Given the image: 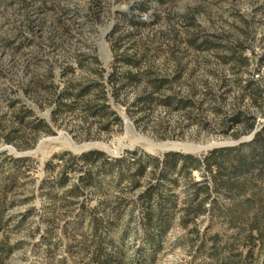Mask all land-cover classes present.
<instances>
[{
  "label": "rangeland",
  "instance_id": "obj_1",
  "mask_svg": "<svg viewBox=\"0 0 264 264\" xmlns=\"http://www.w3.org/2000/svg\"><path fill=\"white\" fill-rule=\"evenodd\" d=\"M245 28L250 33L244 32ZM204 36L226 37L232 45L241 40L246 54L252 56L248 68L264 84V64L257 73V65L264 57V0H0V154L29 155L36 166L32 171L34 183L20 194L21 198L34 194L33 199L9 211L13 227L0 233L4 242L19 245L2 256L0 264H96L85 250L92 244L95 232L89 227H66L76 219L74 213L78 210L58 203L51 215L46 208L47 198L38 189L46 174L45 162L54 153H81L82 149L92 148L113 156L133 148L159 153L162 147L176 142L178 147H187L186 152L200 154L250 136L252 132L239 138L225 132V114L213 109L217 101L204 98L208 86L224 93L219 77L211 70L231 73L229 65L216 60L214 51L202 53L190 44L191 38ZM126 55L133 56L139 65L121 61ZM205 55L207 63L195 61ZM177 57L189 62L174 81L175 90L181 96H192L196 104L187 110L153 104L140 111L132 106L145 91L147 72L173 77L178 68ZM101 69L106 81L113 72L120 77L133 72L140 78L121 89L118 101L111 99L113 108L124 119L123 128L114 123L104 129L98 119L87 121L80 107L52 120L57 92L69 82L87 83L101 78L96 73ZM108 86H112L110 82ZM241 94V88L233 85L220 106L226 114L238 107L257 114L261 127L264 98L256 105ZM22 107L33 110L31 119H47L54 133L41 131L28 145L30 130L16 117ZM88 124L90 136L84 129ZM9 135L14 137L12 142L6 140ZM87 143L102 146L86 148ZM85 199L91 206L98 202L90 195L80 200ZM30 208L33 212L23 217ZM137 219L138 211L134 220L123 217L119 219L120 226L101 234L108 250L114 246L121 251L122 264H213L207 251L200 250L198 235L182 227L178 220L162 235L160 248L154 251ZM201 219L204 234L211 219L202 216L198 221ZM213 223L205 237L215 231L233 234L221 227L222 219L216 218ZM256 243V262L261 264V243Z\"/></svg>",
  "mask_w": 264,
  "mask_h": 264
},
{
  "label": "trees",
  "instance_id": "obj_2",
  "mask_svg": "<svg viewBox=\"0 0 264 264\" xmlns=\"http://www.w3.org/2000/svg\"><path fill=\"white\" fill-rule=\"evenodd\" d=\"M244 32L250 33L246 28ZM190 44L202 53L214 51L213 56L219 63L230 66L229 74L211 70L219 77L224 93H218L211 86L204 92L205 99L217 101L213 109L225 114V132L239 138L259 129L249 140L214 147L200 154L178 150L152 153L139 148L126 149L120 156L110 155L99 148L81 153L71 150L54 153L45 162L46 174L38 189L47 198L46 208L51 215L56 212L58 203L78 210L74 213L76 219L68 222L66 227H89L95 232L92 244L87 245L85 250L96 264H122L119 257L121 251L114 246L108 250L101 234L103 230L111 231L120 226L119 219L123 217L134 220L137 211L138 226L147 234L146 240L154 251L160 248L162 235L178 220L182 227L198 235L200 250L207 251L213 264L257 263V240L261 243L260 252L264 256V123L258 127V115L255 113L238 107L232 114H226L220 106L225 93L233 85L241 88L242 98L248 97L259 105L264 98V84L248 68L252 56L246 54L241 40L232 45L226 37L204 36L191 38ZM251 52L254 54L253 49ZM206 57L195 61L198 64L201 61L207 63ZM120 60L128 65H139L138 60L130 55ZM176 61L178 68L173 77L155 71L147 72L145 91L132 106L140 111L150 109L153 104L187 110L196 104L192 96H181L175 90L174 81L181 77L189 60L177 57ZM263 64L264 57L257 65V73ZM96 73L101 78L87 83L69 82L57 94L55 92L52 120L56 121L59 115L80 107L87 121L98 119L103 122L104 129H109L114 123L123 128L124 119L113 108L111 99L118 101L121 89L126 84H135L140 78L133 72H126L122 77L113 72L106 81L102 69L96 70ZM108 82L112 86L109 87ZM32 116L33 110L25 107L16 114L19 122L30 130L28 145H32V139L34 141L41 131L54 133L47 119L40 116L31 119ZM89 127V124L84 126L88 136ZM13 138L12 135L6 136L8 142H12ZM22 147L19 145V148ZM56 159L58 162H55ZM34 162L35 159L29 155L0 154V233L13 227V216L9 215V211L34 197V194L20 197L34 183ZM141 187L137 194H133ZM88 195L98 199V202L91 206L88 199L80 200ZM31 212L32 208L23 217ZM202 216L211 219L204 228V234H201L200 226L204 220L198 221ZM216 218L222 219L224 224L221 227L233 231V234L228 236L215 231L205 237L214 227L213 220ZM50 221L53 220L50 218ZM18 245H10L2 237L0 259ZM242 246L245 249L240 248ZM153 255L154 252L150 257ZM261 264H264V258Z\"/></svg>",
  "mask_w": 264,
  "mask_h": 264
},
{
  "label": "water",
  "instance_id": "obj_3",
  "mask_svg": "<svg viewBox=\"0 0 264 264\" xmlns=\"http://www.w3.org/2000/svg\"><path fill=\"white\" fill-rule=\"evenodd\" d=\"M258 129L259 128H256V129H254L253 131H252V133L250 134V136L249 137H247V138H243V139H240L239 141H236L234 144H238V143H240V142H243V141H245L246 139H251L253 136H254V134L258 131ZM96 146V145H99V146H102V144L101 143H87V144H85V146H86V148L87 147H91V146ZM189 146V145H188ZM219 146H224V145H219ZM216 147H218V146H216ZM188 148L187 147H178V146H176V142H173V143H170V145H167V146H165V147H162V151H166V150H178V151H182V150H184V151H189V150H187ZM85 149H82L81 151H84Z\"/></svg>",
  "mask_w": 264,
  "mask_h": 264
},
{
  "label": "bare ground",
  "instance_id": "obj_4",
  "mask_svg": "<svg viewBox=\"0 0 264 264\" xmlns=\"http://www.w3.org/2000/svg\"><path fill=\"white\" fill-rule=\"evenodd\" d=\"M167 144V143H166Z\"/></svg>",
  "mask_w": 264,
  "mask_h": 264
}]
</instances>
